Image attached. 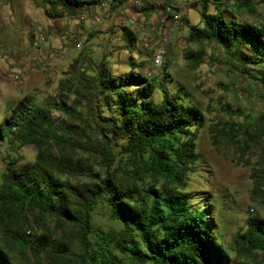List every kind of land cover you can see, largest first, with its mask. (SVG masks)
<instances>
[{
    "label": "trees",
    "instance_id": "obj_1",
    "mask_svg": "<svg viewBox=\"0 0 264 264\" xmlns=\"http://www.w3.org/2000/svg\"><path fill=\"white\" fill-rule=\"evenodd\" d=\"M47 1L48 12L68 16L96 2ZM202 2L200 25L182 19L190 27L187 43L219 45L227 63L256 80L264 93V28L233 13L228 17L220 4L210 12L209 0ZM255 5L254 0H237L235 8L254 11ZM123 31L126 47L133 50L138 34L129 27ZM203 55V48H189L186 59L196 69ZM87 60L83 51L57 94L42 102L31 95L11 100L10 115L0 120V143L12 136L38 150L34 162L9 166L2 175L0 264H18L16 252L37 257L56 252L60 257L73 246L89 264H264V217H247L245 229L227 248L216 230L214 204L188 189L199 160L204 112L186 103L180 88L172 92L166 76L140 71L142 63L133 56L130 70L122 73L105 60ZM223 109L253 118L239 108ZM212 132L216 143L223 138L262 150L253 170V193L264 200V111L248 124L230 123ZM102 203L118 228L95 223L94 212ZM31 215L53 217L65 239L58 243L46 233L30 238L23 225Z\"/></svg>",
    "mask_w": 264,
    "mask_h": 264
},
{
    "label": "rangeland",
    "instance_id": "obj_2",
    "mask_svg": "<svg viewBox=\"0 0 264 264\" xmlns=\"http://www.w3.org/2000/svg\"><path fill=\"white\" fill-rule=\"evenodd\" d=\"M91 1V0H85ZM79 10L77 16L51 14L47 0H0V120L10 115V101L20 100L27 95L42 102L55 95L59 83L68 76L70 66L83 51L87 61H107L116 73L130 70L128 60L135 57L142 63L140 71L146 74L149 65L147 52L142 49L141 37L148 31L145 20L154 23L160 15V6H149L152 10L136 8L125 0L112 6L101 24L92 28V21L103 8L105 0H92ZM203 1V0H202ZM197 2L182 13L190 24L200 25L203 2ZM255 10L235 8L237 0H209L208 11L214 12L216 5H222L241 21H247L264 28V0H254ZM162 24L155 36H161ZM124 27L138 34L133 50L126 47ZM92 28V30H91ZM190 27L182 24L171 31L172 43L167 48V60L157 75L165 76L172 92L180 88L186 103L197 105L205 114V125L198 131V155L195 171L188 184L195 195L207 196L214 204L213 214L216 230L227 248H231L234 236L245 229V220L250 215L264 217V200L253 193V170L259 165L261 149H246L221 139L216 143L212 129H223L230 123L252 121L264 111V93L259 83L240 69L227 63L223 49L214 42L189 45L186 41ZM89 42L82 50L76 49V38ZM46 39L41 40V36ZM204 49L203 62L193 69L186 59L188 49ZM23 62V63H22ZM162 98L159 89L155 92ZM242 109L252 115L247 119L240 115H229L223 107ZM264 144V137L262 139ZM38 150L33 144H25L19 138L10 136L0 143V184L2 175L9 166L32 163ZM198 201V198L194 199ZM201 202L199 201L198 204ZM251 207L255 210L252 211ZM94 221L106 230L118 228L120 224L110 217L109 207L102 203L94 212ZM30 238L42 233L50 234L55 242H62L64 233L56 226L51 216L37 220L33 215L23 225ZM22 228V229H23ZM42 253L38 257L16 252L18 264H89L83 260L80 248L73 246L64 256ZM94 264H98L94 263ZM122 264H134L126 261Z\"/></svg>",
    "mask_w": 264,
    "mask_h": 264
},
{
    "label": "built area",
    "instance_id": "obj_3",
    "mask_svg": "<svg viewBox=\"0 0 264 264\" xmlns=\"http://www.w3.org/2000/svg\"><path fill=\"white\" fill-rule=\"evenodd\" d=\"M119 0H105L103 2L102 11L96 14L92 21V28L98 26L103 22L105 16L110 11L114 3ZM121 1V0H120ZM129 4L136 8L144 7H155L160 6L161 12L154 23L150 19H146V26L148 25V31L144 32L141 37L142 49L147 52L149 65L146 68V75L151 77L154 75H159L161 73V68L167 60V48L172 43L171 31L174 28L179 27L182 24V13L189 10L194 6L195 3L201 0H125ZM159 24H162V34L161 36H155L153 33L157 32L159 29ZM91 28V30H92ZM88 33L86 37L82 40L80 38L75 39L76 49L82 50L85 45L89 42ZM46 39L43 35L41 40Z\"/></svg>",
    "mask_w": 264,
    "mask_h": 264
},
{
    "label": "crops",
    "instance_id": "obj_4",
    "mask_svg": "<svg viewBox=\"0 0 264 264\" xmlns=\"http://www.w3.org/2000/svg\"><path fill=\"white\" fill-rule=\"evenodd\" d=\"M152 10V9H151ZM23 63V62H22Z\"/></svg>",
    "mask_w": 264,
    "mask_h": 264
}]
</instances>
